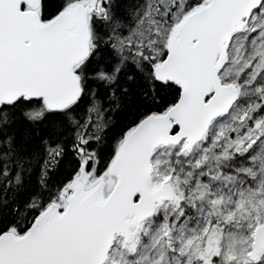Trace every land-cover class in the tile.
I'll return each instance as SVG.
<instances>
[{
    "label": "snow or ice",
    "instance_id": "6c2138e0",
    "mask_svg": "<svg viewBox=\"0 0 264 264\" xmlns=\"http://www.w3.org/2000/svg\"><path fill=\"white\" fill-rule=\"evenodd\" d=\"M0 264H264V0H0Z\"/></svg>",
    "mask_w": 264,
    "mask_h": 264
}]
</instances>
